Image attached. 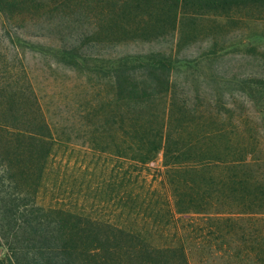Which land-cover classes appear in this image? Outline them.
Wrapping results in <instances>:
<instances>
[{"label":"trees","instance_id":"16d2710c","mask_svg":"<svg viewBox=\"0 0 264 264\" xmlns=\"http://www.w3.org/2000/svg\"><path fill=\"white\" fill-rule=\"evenodd\" d=\"M250 1L172 0L171 27L188 9L227 12ZM17 2L38 3L0 0V13ZM142 19L139 31L156 33L166 20L148 13ZM56 52L105 76L98 99L83 98L79 112L91 156L57 175L60 190L80 201L37 203L57 129L26 68L4 58L0 264H192L194 255L209 264H264V75L242 77L224 64L202 70L195 57L160 51L99 64H78L73 48ZM157 152L160 165L151 166Z\"/></svg>","mask_w":264,"mask_h":264},{"label":"rangeland","instance_id":"374dc122","mask_svg":"<svg viewBox=\"0 0 264 264\" xmlns=\"http://www.w3.org/2000/svg\"><path fill=\"white\" fill-rule=\"evenodd\" d=\"M35 1L38 3L4 5L0 13V61L5 58L26 68L41 107L57 129L45 183L36 197L41 205L51 204L55 198L62 200L63 206L80 201L73 193L60 190L63 185L58 186L57 175L64 172L67 176L73 160L87 161L91 156L84 152L86 134L79 112L83 98L98 99L96 91L102 88L103 92L105 82V76L88 70L86 65H69L56 52L59 46L75 49L80 54L78 64L105 63L124 53L160 51L171 57H195L202 70L215 72V66L224 64L227 71L242 77L264 75V0L233 4L227 12L224 7L207 13L188 9L180 21L176 19L173 29L172 0ZM132 1L139 8L132 10ZM150 4L153 7L144 10ZM147 13L166 19L158 33L139 31L145 24L139 18ZM179 33L181 45L177 46ZM12 44H17L16 49ZM210 49L216 51L207 54ZM182 76L178 71V79ZM66 160L69 165L63 168ZM160 160L157 152L151 166H159ZM81 202L88 207L90 200ZM193 257L192 264L210 263V259L202 263ZM213 260L224 264L223 259Z\"/></svg>","mask_w":264,"mask_h":264}]
</instances>
